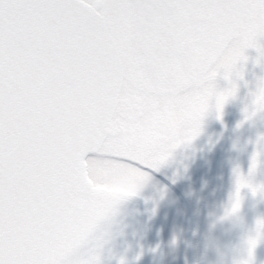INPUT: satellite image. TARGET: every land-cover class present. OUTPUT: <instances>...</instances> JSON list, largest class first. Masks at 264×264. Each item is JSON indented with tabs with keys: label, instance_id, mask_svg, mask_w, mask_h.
<instances>
[{
	"label": "snow or ice",
	"instance_id": "obj_1",
	"mask_svg": "<svg viewBox=\"0 0 264 264\" xmlns=\"http://www.w3.org/2000/svg\"><path fill=\"white\" fill-rule=\"evenodd\" d=\"M249 48L260 64L264 0H0V264H99L100 222L221 118ZM262 156L264 136L250 174ZM245 187L264 191L237 170L231 213Z\"/></svg>",
	"mask_w": 264,
	"mask_h": 264
},
{
	"label": "rangeland",
	"instance_id": "obj_2",
	"mask_svg": "<svg viewBox=\"0 0 264 264\" xmlns=\"http://www.w3.org/2000/svg\"><path fill=\"white\" fill-rule=\"evenodd\" d=\"M246 54L249 59L240 66L243 77L233 74L237 91L224 104L221 118H217L212 107L203 118L199 135L172 150L169 156L180 155L187 161L171 163L168 157L158 169H146L149 173L146 182L135 195L127 197L145 204L162 225L164 264H194L204 257L195 234V214L220 186L236 188L237 170L253 186L264 184V156L256 170L249 173L257 141L264 136V111L245 120V109L252 112L253 93L264 77V60L260 64L255 62L258 53L253 48L247 49ZM217 86L222 90L229 87V83L221 75ZM154 170L163 178L154 174ZM257 192L264 200V191ZM192 245L198 246L195 256L189 254Z\"/></svg>",
	"mask_w": 264,
	"mask_h": 264
},
{
	"label": "water",
	"instance_id": "obj_3",
	"mask_svg": "<svg viewBox=\"0 0 264 264\" xmlns=\"http://www.w3.org/2000/svg\"><path fill=\"white\" fill-rule=\"evenodd\" d=\"M236 190L220 188L207 201L196 219L198 237L209 258L198 264H238L247 258V239L256 235V221L264 219V204L258 194L241 191L237 212L230 209ZM96 235L99 264H163L164 239L156 217L143 205L127 198L101 221ZM191 253L195 254L194 248ZM253 264H264V236L254 249Z\"/></svg>",
	"mask_w": 264,
	"mask_h": 264
},
{
	"label": "flooded vegetation",
	"instance_id": "obj_4",
	"mask_svg": "<svg viewBox=\"0 0 264 264\" xmlns=\"http://www.w3.org/2000/svg\"><path fill=\"white\" fill-rule=\"evenodd\" d=\"M169 158H170V160H169ZM169 158H168V160L171 163H181V162L187 161L186 157H185V159H183V158H181L180 155L178 157H169Z\"/></svg>",
	"mask_w": 264,
	"mask_h": 264
}]
</instances>
